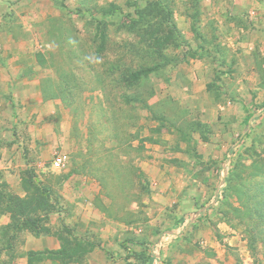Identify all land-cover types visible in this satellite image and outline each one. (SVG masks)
<instances>
[{
    "label": "rangeland",
    "instance_id": "rangeland-1",
    "mask_svg": "<svg viewBox=\"0 0 264 264\" xmlns=\"http://www.w3.org/2000/svg\"><path fill=\"white\" fill-rule=\"evenodd\" d=\"M229 5L0 0V62L31 48L43 62L27 75L43 92L54 88L44 80L67 87V101L42 94L44 105L29 114L0 88V162H11L0 166V194H12L6 168L26 182L24 201L45 200L42 210L74 212L61 207L57 190L72 172L100 186L98 208L108 188L119 195L104 218L97 211L79 224L45 215L59 247L34 256L37 264H264V15L246 38L230 25L250 20L230 18ZM59 154L69 164L57 172L50 165ZM44 191L50 196L37 193Z\"/></svg>",
    "mask_w": 264,
    "mask_h": 264
},
{
    "label": "crops",
    "instance_id": "crops-1",
    "mask_svg": "<svg viewBox=\"0 0 264 264\" xmlns=\"http://www.w3.org/2000/svg\"><path fill=\"white\" fill-rule=\"evenodd\" d=\"M231 5L228 6L230 18L238 19L243 18L249 21V26L239 27L232 23L231 29L237 27L241 33L246 34L248 38L252 33H259L260 25L259 19L264 15V0H228ZM255 2V4L253 3ZM227 11V13H228ZM217 11H213L216 13ZM245 13V16L242 17ZM218 16V15H217ZM254 20V22L252 21ZM234 24V25H233ZM234 39H229V42H233ZM245 43H248L244 40ZM250 44V42L248 43ZM28 54V55H27ZM36 57L33 58L31 54V48L26 54H21L14 58L9 59L7 62H0V88H9L11 96L13 97V104L16 105L18 111L25 114L24 109L27 108L26 113L29 114L30 110H35L37 107L44 105L42 99V85L34 74L27 75L26 71L35 70ZM3 94L0 89V105L5 104L2 100ZM49 113H53V110H49ZM38 132V131H37ZM35 138V137H34ZM33 139L32 141H34ZM56 138L53 137L48 144L50 146L56 145ZM35 145V144H34ZM0 166L5 165L3 161L0 162ZM11 162H7L6 165L10 167ZM7 167V166H6ZM11 168V167H10ZM4 177L7 184L12 179L11 193L19 198H24L26 192L21 184L22 179L18 173L10 172L6 168L4 169ZM16 179V181H15ZM44 182L42 178L39 179ZM100 186H98L94 180L88 178L82 173L72 172L67 174L60 182L58 187V195L61 200V207H69L74 212H64L62 209L52 212L50 214L59 218H66L65 220L71 222L76 220L81 224L85 222L89 216H95L99 211L101 218L106 217V214L93 204V197L98 193ZM102 197V196H101ZM106 201H101L105 206H108L109 199L104 197ZM45 218V217H44ZM45 220V219H44ZM42 222L44 232L35 233L32 230L25 228L21 231H17L13 227L12 220L8 214H0V264H37L33 257L43 253H50L56 251L59 247L58 236L48 228V220ZM26 232V236L21 240L20 233ZM8 232L10 234H8ZM47 255V254H46Z\"/></svg>",
    "mask_w": 264,
    "mask_h": 264
},
{
    "label": "trees",
    "instance_id": "trees-1",
    "mask_svg": "<svg viewBox=\"0 0 264 264\" xmlns=\"http://www.w3.org/2000/svg\"><path fill=\"white\" fill-rule=\"evenodd\" d=\"M117 12H118V9L112 6V9L109 11L108 14L110 16H113ZM36 61L38 64H41L43 62V58L41 56H38L36 57ZM150 70L151 69L130 74L128 78L129 80L127 79V85L129 84L128 86L130 87L131 84H134L135 82H138L146 78L147 74L152 73V71ZM50 83H52V86H54V88H52L50 91H47L43 87L45 91L42 92V94H44L48 98V100L60 99V101H67V98L65 96L67 87L64 85V83L59 81L58 84H55L54 82H50L49 80H44L45 85L50 84ZM126 101L128 102L129 100H126ZM108 151L110 152V149L105 152L108 153L109 155ZM21 184L24 187L26 185V182L22 180ZM105 186L106 188H108L107 182H106V185L104 184V187ZM110 186L112 185L110 184ZM112 187L114 188V185ZM119 190H121V188ZM37 193L42 196H45L47 193V196H50V194L48 195V192L46 191L42 193L41 192H37ZM115 194L118 195L116 189L112 191L108 188V191H106L104 195V197L109 199V203H108V206H105L101 203L100 210L104 212L106 215L109 211L116 209V205L113 204L117 202L116 200L117 195ZM128 194L129 193H127V195ZM31 195H30L31 196L30 198L29 196L27 197L28 201H24V199L14 196L13 194H8L6 196H2V194H0V214H8L10 216V219L12 220L13 227L15 229L17 228V231H21L25 228H28L35 233H41L45 231L41 225V220L44 219L45 215L52 213L53 208L52 210H47V209L42 210L41 206H43L46 203L45 200L42 198L35 197V195L33 194ZM37 201H38V205H37ZM40 201L42 202L41 206L39 204ZM33 211L34 212L41 211L42 213L40 214L39 218H33L31 217V215L34 213Z\"/></svg>",
    "mask_w": 264,
    "mask_h": 264
},
{
    "label": "built area",
    "instance_id": "built-area-1",
    "mask_svg": "<svg viewBox=\"0 0 264 264\" xmlns=\"http://www.w3.org/2000/svg\"><path fill=\"white\" fill-rule=\"evenodd\" d=\"M69 164V158L65 154H59L57 155L51 162L50 168L53 171L59 172L63 168H66ZM200 217V213L193 214L191 219L188 221H184L182 224L178 225L174 230L166 233L167 235L161 239L160 242L156 245V252L160 251L162 247L165 245L166 242H168L171 239L181 237L185 231V228L189 221H193L195 219H198ZM157 258V257H156Z\"/></svg>",
    "mask_w": 264,
    "mask_h": 264
}]
</instances>
